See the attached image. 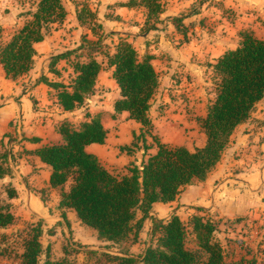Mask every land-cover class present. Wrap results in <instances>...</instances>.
Instances as JSON below:
<instances>
[{
	"label": "trees",
	"instance_id": "16d2710c",
	"mask_svg": "<svg viewBox=\"0 0 264 264\" xmlns=\"http://www.w3.org/2000/svg\"><path fill=\"white\" fill-rule=\"evenodd\" d=\"M135 4L147 7L145 30L154 29L156 26L149 24L153 16L158 18L162 11L160 0H130L126 3L129 6ZM87 13L92 15L85 7L78 12L81 24ZM29 14L30 19L15 29L9 39L0 42V63L9 78L16 79L31 69L36 54L35 43L45 39L52 24L62 23L67 11L62 0H36L35 9ZM188 16L172 18L185 38L187 28L183 20ZM97 27L102 26L98 23L90 26L95 34L98 33ZM85 38L83 40L88 42L87 45L82 43L57 53L50 62V70L55 74L60 73L56 65L61 59L71 64L74 75L68 83L50 81L45 76L41 80L55 89L62 107L72 111L94 92L102 69V63L96 56L104 55L108 65L113 67V78L120 90L111 116L115 118L126 111L129 118L141 123L140 131L134 133L131 144L121 148L132 153L141 146L146 155L151 147L146 133L153 126L149 109L159 87V76L152 63L153 55H139L126 38H120L113 52L101 36L94 40ZM212 66L215 97L209 102L206 115L199 118L206 134L202 147L190 150L184 145L161 142L154 136L157 143L155 153L140 163L131 162L127 172L115 173L107 169L97 155L86 150L91 143H104L108 133L100 115L90 117V113L86 112L89 119L82 121L78 127L67 120L57 125L61 142L44 144L34 150L42 161L51 166L50 185L61 189L59 207L74 209L83 224L96 230L99 239L121 246L119 254L110 256L116 264L228 262L223 245L216 238L222 219H215L206 212L194 214L188 222L176 213L166 220L152 217L154 243L141 254L131 252V246L138 242L153 204L173 201L186 185L205 180L220 161L235 128L249 119L255 105L264 98V38L251 32H241L238 45L222 53ZM31 139L39 141L37 137ZM6 155L0 156V179L12 172ZM67 182L69 186L65 189ZM5 192L9 199L17 196L11 183L6 184ZM39 192L45 199L46 190ZM61 215L67 219L64 210ZM14 221L10 204L0 199V228ZM55 231L53 226L44 227L41 222L33 225L31 234L23 239L20 264H74L67 255L52 258L50 246H43L41 236L44 233L55 234ZM190 234L196 240L194 249L187 245ZM63 250L67 254V247L64 246Z\"/></svg>",
	"mask_w": 264,
	"mask_h": 264
},
{
	"label": "crops",
	"instance_id": "0c3cea01",
	"mask_svg": "<svg viewBox=\"0 0 264 264\" xmlns=\"http://www.w3.org/2000/svg\"><path fill=\"white\" fill-rule=\"evenodd\" d=\"M129 1L85 0L87 4L80 3L82 5L80 8V5L77 6L72 3L74 6L72 13L74 22H76L78 29L85 30L84 33H92L94 39L97 36H101L103 39L104 35L109 38V34L116 33L117 41L112 42L111 40L109 42L111 52L115 50L120 38H126L136 49V42H138L141 47H144V52L147 51L153 55L152 63L159 76L158 88H160L163 77L164 83L168 84L172 78L170 76L173 69L184 61L185 64L188 63H186L187 59L189 61L188 56H186L187 49L193 44L190 39L189 43L182 42L181 45H178L180 44L178 40L183 38V34L177 29L172 18L187 14L188 9L199 0H160L162 11L159 13L157 20L164 22V25L160 26L159 23H156V27L149 30H145L147 7L142 4L126 5ZM225 1L234 3V5L238 1L240 5L243 2L244 5L248 4L258 9L259 13L260 8L264 6V0ZM62 2L67 11L65 20L68 17L70 19L71 13L68 5L64 0ZM83 7L92 13V24H101L102 27H97L98 33H93L90 25L79 22L77 14ZM18 12L17 7L11 9L10 16L15 18L13 19L14 22L17 21ZM198 14L197 11L190 13L183 21H190L192 16L195 17ZM1 17L3 16H0V25L5 28L11 22L9 21L10 17L6 16L2 19ZM11 35L12 33L9 31H5L0 37V42L6 41ZM55 40L54 36L46 35L43 41L35 43L36 54L33 66L28 72L16 79L7 77L3 65L0 63V156L7 153V163L12 169L11 174L0 180L11 183L17 191V196L10 199V202L17 201L15 203H21L23 209L25 207L37 215L38 218L45 220L48 225L43 224L44 227H51L64 219L61 215L64 210L66 221L70 223L69 229L74 231L75 239L78 238L77 228H81L93 233L96 240L103 241L98 238L95 229L81 222L74 209L59 207L61 189L50 185L51 166L42 161L34 150L44 144L62 141V136L56 130L57 125L62 121L67 120L78 127L82 121L89 119L86 112L90 113V117L100 115L104 127L108 130L105 142L110 145V151L116 157L120 156L125 162L121 167L105 163V167L114 172V168L125 169L131 161L137 163L138 154L135 155V151L128 153L124 150L122 152L120 146L132 142L133 134L139 132L141 123L129 118L126 111L117 114L115 118L111 116L114 112V102L119 97L120 90L113 78V67L108 65L107 59L102 54L96 56L102 63V69L96 79L94 92L86 98L82 105L77 106L72 111L65 110L59 103L55 89L41 80V77L45 76L50 81L68 83L74 75L71 67L69 71L73 75L69 79H63L60 73L55 74L50 70L52 57L57 53L68 50V48L61 50L62 46ZM104 41L108 43L107 40ZM238 42L235 44L236 46ZM231 49H233V46ZM216 60H212V63H215ZM64 66L69 67L67 61L61 59L56 68L61 72ZM262 100L255 105L249 119L235 128L230 143L224 150L220 161L205 180H196L192 184L186 185L173 201L155 202L153 204L140 232L141 235L147 225L150 234L146 247L153 242L151 233L152 217L166 220L173 213H176L184 222L185 220L188 222L192 215L206 212L215 219L221 218L220 226L229 221L230 224L234 222L235 225L247 223L252 215H254L253 217H259L260 223H264L263 106H260L258 111L254 112L256 106ZM187 101L185 106H188V110H183V104L178 112L174 111L173 115L170 114L165 117L166 119L169 116L172 117L170 120L162 121L159 117L153 119L152 123L155 125L161 142L164 133H172L175 135V139L170 141H164L163 139L164 143L173 146L184 145L188 149L194 150L197 147L204 146L206 142V134L199 118L206 115L208 100L205 99L200 102L193 96ZM150 112H152V105L149 109L151 118ZM122 116H125L124 122L121 121L120 117ZM252 117H254V120H252ZM132 120L137 123H133ZM113 122L115 125L112 124ZM126 133H129V135L132 133V136L129 137L128 141L121 142L120 138L123 135L125 136ZM34 137L39 138V141L31 139ZM148 144L151 145L149 142ZM155 148L151 145L147 150V154L154 153ZM147 154L144 155L142 152L140 161L145 159ZM68 186L69 184H65L64 188L67 189ZM41 189L46 190L45 200L42 199L39 192ZM198 208H201V210ZM12 212L16 218L17 213L14 210ZM53 222L54 224H52ZM62 229L65 230L64 225ZM55 234L48 235L54 236ZM140 239L141 236H139V241ZM43 246L45 245L43 244ZM223 249L225 252L224 246ZM64 255L65 252L60 256L54 257L51 255V257L58 258Z\"/></svg>",
	"mask_w": 264,
	"mask_h": 264
},
{
	"label": "rangeland",
	"instance_id": "374dc122",
	"mask_svg": "<svg viewBox=\"0 0 264 264\" xmlns=\"http://www.w3.org/2000/svg\"><path fill=\"white\" fill-rule=\"evenodd\" d=\"M35 1L36 0H0V16L10 17L9 21H11L7 27H1L0 37L5 31L13 33L15 28H19L27 19L31 18L29 12L35 9ZM64 1L67 3L71 13L70 19L68 17V19H64L65 21L62 23L52 24L47 35L54 36L56 39L55 41L62 46L60 48L61 50L65 48L72 49L82 43L87 45L88 42L84 41L83 38L86 37V40H94L93 35L92 33H84V29H78L72 14L74 9L73 5H80V8L82 6L80 3H87L85 0ZM15 7L19 10L16 22L13 20L15 18L10 16L11 9ZM260 9L259 13L258 9L248 4L244 5L243 2L240 5L238 1L236 5H234V3H228V1L225 0H199L188 9L187 14L195 13L196 11L199 13L198 16H192L190 21H183L184 26L187 28V38L183 36V38L178 40L180 41L178 45H181L182 42L189 43L191 39L193 44L187 49L186 54L189 61L187 59V64H185L184 61L173 69L170 76L172 78L169 80L168 84L164 83L163 77L161 87L157 89L152 100V112H150L152 122L153 119H158L159 117H161L162 121L170 120L172 117L169 116L167 119L165 117L170 114L173 115L174 111L178 112L183 104V110H188V106H185V102L190 100L193 96L200 102L201 100L207 99V104L214 99L215 72L212 66V60H216L220 54L231 49L232 46L235 48V44L240 40L241 32H251L255 36L264 37V6ZM85 15L86 19L83 24L91 26L93 23V15L88 13ZM3 17H1V19ZM3 20L5 21V19ZM156 23H159L160 26L164 25V22L157 20V18L153 16L149 25H155ZM102 34L104 35L103 32ZM116 35V33L112 35L109 34V38L112 39L106 38L107 36L104 35L103 39L107 40V44H109L111 40L112 42L117 41ZM136 46L139 55L148 53L147 51L144 52V47H141L138 42H136ZM68 65L69 67L64 66L60 72L63 79H69L73 75V73L69 71L71 64L68 63ZM260 106L264 108V99L256 106L254 112H257ZM120 118L121 121L124 122L125 116ZM252 120H254V117H252ZM132 121L133 123H137L134 120ZM112 124H114V122ZM131 136L132 133H130V135L126 133L120 140L121 142L128 141ZM154 136L160 140L159 134L153 123L152 128L146 133V138L147 142L155 146L157 151V143L154 140ZM163 139L164 141H170L175 139V135L172 133H164ZM130 144L131 142L126 145ZM86 150L97 155L104 166L106 163L121 167L125 163L120 156L116 157L115 154L110 151V145L106 142L103 144L91 143L87 145ZM120 150L123 152L126 149H122L120 146ZM135 152V155L138 154L136 161L140 163L143 148L141 146L137 147ZM150 154H147L145 160ZM128 166L129 164L125 169L114 168L113 171L122 174L127 172ZM6 184L7 182L5 180H0V199L10 204L12 210L17 213V217L12 225L0 229V264H20V252H22L23 248V239L31 234L33 225L39 222L45 225H48V223L38 218L37 215L27 208L24 207L23 209L21 203H15L17 201L10 202L5 192ZM68 184L69 182L66 183V185ZM44 198H46L45 194ZM192 216L190 218H192ZM253 216L254 215L244 224L235 225L233 223L230 224L229 221L225 222L224 225L221 224L219 227L216 238L225 248L227 261L240 260L242 264H264V223H260L259 217ZM186 221L187 220H185V222ZM52 224H54V222ZM69 224L70 223L65 219H61L53 225L56 230L54 236H49L48 234L42 235V243L45 246H50L52 256L57 257L64 253L63 247L65 246L68 249L65 255H67L74 264H116L110 256L119 254L121 246L119 247L117 245L105 243L104 241L96 240L93 233L87 231V229L81 228H77L78 238L75 239L73 235L74 231L69 229ZM63 225L65 227L64 231L62 229ZM149 234L146 225L142 234L139 235L141 236L140 241L138 240L139 242L137 244L131 246L134 255L141 254L145 250L149 240ZM195 241L194 235L190 234L188 236V247L194 249L196 247ZM72 247L76 249L71 250Z\"/></svg>",
	"mask_w": 264,
	"mask_h": 264
},
{
	"label": "built area",
	"instance_id": "2783aa9c",
	"mask_svg": "<svg viewBox=\"0 0 264 264\" xmlns=\"http://www.w3.org/2000/svg\"><path fill=\"white\" fill-rule=\"evenodd\" d=\"M225 264H241L239 260L228 261Z\"/></svg>",
	"mask_w": 264,
	"mask_h": 264
}]
</instances>
